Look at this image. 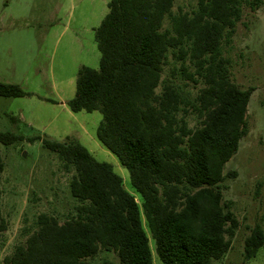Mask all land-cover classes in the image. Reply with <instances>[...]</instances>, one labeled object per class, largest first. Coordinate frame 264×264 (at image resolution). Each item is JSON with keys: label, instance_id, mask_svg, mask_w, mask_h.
<instances>
[{"label": "trees", "instance_id": "1", "mask_svg": "<svg viewBox=\"0 0 264 264\" xmlns=\"http://www.w3.org/2000/svg\"><path fill=\"white\" fill-rule=\"evenodd\" d=\"M176 1L111 0L95 33L99 69L79 71L68 103L74 113L101 112L97 137L129 171L141 204L113 167L80 143L0 132L4 146L38 140L66 170L73 168L70 192L79 202L62 224L40 214L36 230L3 264H85L101 250L116 253L119 264H154L145 227L163 264H212L231 249L239 221L223 200L224 167L249 132L255 89L232 81L222 43L234 35L243 5L257 10L264 0H198L192 13L173 14ZM170 52L182 61V77L203 85L194 101L162 80ZM26 96L19 85L0 82V97ZM190 113L199 119L196 128L188 125ZM3 169L0 154V175ZM7 227L0 214V234ZM263 246L264 231L256 226L244 259Z\"/></svg>", "mask_w": 264, "mask_h": 264}, {"label": "rangeland", "instance_id": "2", "mask_svg": "<svg viewBox=\"0 0 264 264\" xmlns=\"http://www.w3.org/2000/svg\"><path fill=\"white\" fill-rule=\"evenodd\" d=\"M110 1L0 0V82L19 85L31 93L22 98L0 97V132L80 143L97 161L110 164L122 178L123 187L141 204L129 171L97 137L101 112L74 113L68 106L76 94L79 71L83 67L99 69L101 54L95 33L109 12ZM197 3L178 0L173 14L192 13ZM168 27L170 18L166 17L164 29ZM222 49L232 62V81L241 89L255 90L248 105L249 132L226 163L222 184L224 203L231 204L239 228L229 252L212 264H264V246L254 258L244 259L245 240L252 229L260 226L264 231V2L257 10L243 5L235 33L230 40H223ZM181 62L170 52L162 80L172 82L184 98L194 101L203 85L182 77ZM187 66L194 71L188 61ZM187 122L190 128L199 126L193 113ZM0 154L4 161L0 214L8 226L0 234L3 264L36 230L40 214L51 215L62 224L76 215L79 202L70 192L74 169L66 170L57 154L44 148L41 141L0 144ZM145 228L154 264H163ZM107 261L120 262L116 253L101 250L85 264Z\"/></svg>", "mask_w": 264, "mask_h": 264}]
</instances>
